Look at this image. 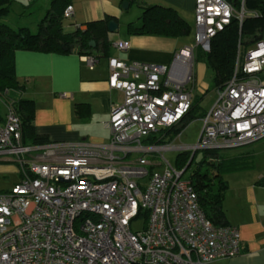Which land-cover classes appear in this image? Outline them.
<instances>
[{
    "label": "built area",
    "instance_id": "built-area-1",
    "mask_svg": "<svg viewBox=\"0 0 264 264\" xmlns=\"http://www.w3.org/2000/svg\"><path fill=\"white\" fill-rule=\"evenodd\" d=\"M244 13L229 0H195L194 40L168 64L109 57L108 86L123 96L110 105L105 143H24L14 103L6 102L0 157L14 159L21 178L0 192V264H204L241 252L237 227L205 216L185 170L163 152L233 149L264 137L261 38L238 46L232 76L216 89L196 143H167V130L194 98L197 49L209 51L212 37ZM72 15L68 4L62 17ZM85 60L90 67L97 61ZM136 220L143 224L133 229Z\"/></svg>",
    "mask_w": 264,
    "mask_h": 264
},
{
    "label": "crops",
    "instance_id": "crops-1",
    "mask_svg": "<svg viewBox=\"0 0 264 264\" xmlns=\"http://www.w3.org/2000/svg\"><path fill=\"white\" fill-rule=\"evenodd\" d=\"M9 1L10 10L1 20L13 28L27 27L31 32L37 31L39 20L52 4V0ZM123 1H128L127 8L121 6ZM137 2L172 7L189 24V33L194 25L195 0ZM67 4L73 6V15L68 23L73 25L71 31L76 27L83 29L86 22L106 16L115 17L118 24L132 5H136L139 14L135 20H127L123 34L115 37L118 26L114 32L108 31L111 41L108 55L96 57L97 61L92 67L85 60L88 55L17 50L14 64L21 88L9 91L5 99L1 96L4 99L2 106L6 109L8 100H32L34 132L47 136L50 141L105 143L109 138L105 122L109 119L110 105L121 102L123 96L121 91L108 86V58L116 57L124 62L168 64L176 51L193 42L194 34L193 40L186 42L185 37L189 33L181 37L129 33L127 24L137 21L142 11L135 0H67ZM10 11L16 12V22H12ZM71 31L63 28L65 33ZM261 38L264 39V28ZM117 41L127 42L128 47L115 48L113 43ZM194 71L196 81L195 64ZM10 94L13 96L8 97ZM77 104L87 105V111L76 114L74 108ZM3 114L0 113V117ZM102 129L106 131L104 135ZM238 155L244 158L243 164L224 176L228 187L223 210L227 224L236 226L239 231L242 249L233 257L204 264H264V137L225 152L227 158ZM20 178L16 161L10 157H0V192L9 190Z\"/></svg>",
    "mask_w": 264,
    "mask_h": 264
},
{
    "label": "trees",
    "instance_id": "trees-1",
    "mask_svg": "<svg viewBox=\"0 0 264 264\" xmlns=\"http://www.w3.org/2000/svg\"><path fill=\"white\" fill-rule=\"evenodd\" d=\"M133 1V0H132ZM142 9L137 21L127 24V31L132 34H156L169 37L186 36L189 24L179 16L177 11L169 6L158 4H139ZM234 10L244 9V16L240 20L235 14L230 22L218 31L210 41V50L197 49V57L201 56L205 65L213 71L212 88L222 87L232 76L238 46L247 49L261 39L264 28V0H229ZM9 0H0V94L14 89H20L14 54L17 50H32L41 52H74L78 55H93L95 57L108 55L111 41L108 39V22L115 20L113 16L95 19L85 23L83 29L76 27L71 32H63L62 11L68 5L67 0H52L51 6L39 20L37 31L31 32L27 27L13 28L1 20L10 10ZM94 41V45L90 44ZM208 89L202 92V96ZM199 97L194 95L191 107L181 122L168 129L170 138L181 132L187 122L195 117ZM20 119L21 137L24 143L44 144L50 142L47 136L34 132L32 120L34 103L32 100L20 98L13 102ZM80 115L87 111V105L77 104L74 108ZM203 111L198 117H202ZM2 117H0L1 119ZM201 160L196 162L191 170V184L198 197V203L205 216L214 225L227 224L223 210V200L228 187L222 172L239 168L243 164V157L238 155L231 158L218 156L217 150H200ZM191 163L184 171L192 166ZM190 157L189 152H179L176 155L177 168L182 169ZM210 157V158H208ZM217 158V160L213 159ZM207 164L205 169L201 166Z\"/></svg>",
    "mask_w": 264,
    "mask_h": 264
},
{
    "label": "rangeland",
    "instance_id": "rangeland-1",
    "mask_svg": "<svg viewBox=\"0 0 264 264\" xmlns=\"http://www.w3.org/2000/svg\"><path fill=\"white\" fill-rule=\"evenodd\" d=\"M20 9H21V7H20ZM238 13H240V11ZM137 14H139V13H138V10L136 8V5H132V7L128 11L125 12L124 17L120 19V21L118 23V31L115 34V37H117L121 33L122 34L124 33L125 25L128 22L127 20H135L137 18ZM10 17L12 19V22L17 21L16 12L10 11ZM69 21H70V18H63V28L65 30L71 31L73 28V25L68 24ZM69 27H70V29H68ZM194 29H195L194 25H192V29H191L189 35L185 37L186 42H191L193 40ZM203 64H204V66H203ZM195 70H196V81H195V85H194V89H193V94L197 95V97L200 98L199 103H198V108L195 111V117L190 119L187 122V124L183 127L181 132L178 133L179 135L177 134L173 138H170V140L167 142L168 144L190 145V144L196 143L198 136H199L200 129H201V125H202V120L200 117H198V115H200L203 111L208 110L212 106L214 101L216 100L217 91H216V89L211 87L212 86L213 71L205 65L201 56L197 57V51H196V59H195ZM189 86H190V83H189ZM205 89H208V90L202 96V92H204ZM11 96H13V95L12 94L8 95V97H11ZM3 98L5 99V96H3ZM3 98L0 99V113H2V112L5 113V108L2 106V101L4 100ZM101 132L104 135L106 131L104 129H102ZM230 150H232V149L217 150L218 156L226 157L225 152L230 151ZM177 152H178L177 150H166L163 152L164 158L166 160H168L176 168H177V165H176L175 159H176ZM201 158H202V152L198 151V153L196 154L195 160L192 163V166L188 169V171H186L183 174V178L190 179L191 170L193 168H195L196 162L201 160ZM208 158H210V157H208ZM213 159L217 160V158H213ZM206 167H207L206 163H203L201 166L202 169H205ZM232 171L233 170L223 171L222 172L223 177L228 176V174ZM142 224H143V220H136L135 222L132 223L131 226L133 229H138L142 226Z\"/></svg>",
    "mask_w": 264,
    "mask_h": 264
},
{
    "label": "water",
    "instance_id": "water-1",
    "mask_svg": "<svg viewBox=\"0 0 264 264\" xmlns=\"http://www.w3.org/2000/svg\"><path fill=\"white\" fill-rule=\"evenodd\" d=\"M123 8H127L128 6V1H123L122 2V5H121ZM108 31L109 32H114L116 29H117V22L115 20H110L108 22ZM90 44L94 45V41H90ZM192 157H193V154L190 155L186 165L183 167V171L187 169V167L189 166V164L191 163V160H192Z\"/></svg>",
    "mask_w": 264,
    "mask_h": 264
}]
</instances>
